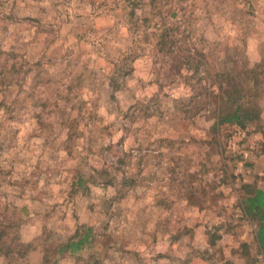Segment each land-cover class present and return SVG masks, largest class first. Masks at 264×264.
I'll list each match as a JSON object with an SVG mask.
<instances>
[{
    "label": "rangeland",
    "instance_id": "1",
    "mask_svg": "<svg viewBox=\"0 0 264 264\" xmlns=\"http://www.w3.org/2000/svg\"><path fill=\"white\" fill-rule=\"evenodd\" d=\"M257 190L264 0H0V264H264Z\"/></svg>",
    "mask_w": 264,
    "mask_h": 264
},
{
    "label": "trees",
    "instance_id": "2",
    "mask_svg": "<svg viewBox=\"0 0 264 264\" xmlns=\"http://www.w3.org/2000/svg\"><path fill=\"white\" fill-rule=\"evenodd\" d=\"M162 37L164 39H167L169 42V35L168 33L165 31V33L162 35ZM159 45H163L164 47H166V44L164 43H159ZM131 69L129 68V71ZM114 81V80H113ZM117 83V81H114L112 84ZM226 86L229 88L231 86L230 81L227 80L226 82ZM111 87H113L111 85ZM118 86H114V90H117ZM228 90H226L224 93V102H222V104L228 106V111H226V114H224L222 116V114L220 113L218 115V121L217 123H233L236 124L239 127H244L248 122L253 121L255 119V121H257L258 115L255 117L254 116V112L255 109H257V107L259 108V106L257 105V107L255 108L256 104L254 103H243L241 102V100L239 98H233V94H231V92H227ZM227 92V93H226ZM218 108L220 109V105L218 106ZM221 111V110H220ZM92 173H95V171H93ZM102 173H104V175L106 176V178L108 179V175H107V169L103 170ZM91 172L88 174V177L85 178H80L78 179L79 182H77V184H80L81 187H84L83 189L85 191L90 190L92 188V186H94L95 184L90 180L91 177ZM83 179H85L86 181H84V186H83ZM112 181L109 182V180L105 181V186H108V183H111L113 181H115L116 178H114V176L111 177ZM104 185V184H102ZM242 204H244L246 206V212L248 215H251V213L256 212L257 214H261L262 210H264V192H261L259 190L255 191L254 195H250L247 198H244L242 201ZM263 219V217H262ZM261 219V224L258 227L257 230V240L259 243V246L261 248V250L264 252V222ZM88 237V235H85L80 241L78 242H71L67 247L69 249L70 252H75V251H79L84 243L86 238ZM4 238V234L0 235V243L2 241V239ZM65 249L62 248L61 251L63 252ZM0 253L2 254V256H7L9 253V247L5 246L3 243L0 244Z\"/></svg>",
    "mask_w": 264,
    "mask_h": 264
}]
</instances>
